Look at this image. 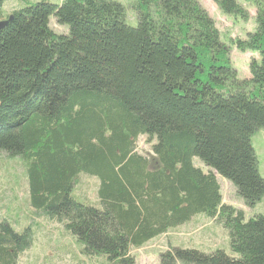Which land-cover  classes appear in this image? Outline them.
I'll list each match as a JSON object with an SVG mask.
<instances>
[{
    "label": "trees",
    "instance_id": "1",
    "mask_svg": "<svg viewBox=\"0 0 264 264\" xmlns=\"http://www.w3.org/2000/svg\"><path fill=\"white\" fill-rule=\"evenodd\" d=\"M213 1L248 16L238 0ZM244 2L257 29L228 43L199 0H134V26L115 0L0 12L12 16L0 28V154L25 169L26 207L60 224L83 255L133 264V249L204 213L237 256L171 247L160 264H264V215L246 220L222 202L217 178L248 207L264 196L251 143L264 128V0ZM232 46L256 54L249 76H238ZM140 136L151 144L144 154ZM80 173L97 179L95 201L74 193ZM17 223L0 219V264H17L32 244L31 226Z\"/></svg>",
    "mask_w": 264,
    "mask_h": 264
},
{
    "label": "rangeland",
    "instance_id": "2",
    "mask_svg": "<svg viewBox=\"0 0 264 264\" xmlns=\"http://www.w3.org/2000/svg\"><path fill=\"white\" fill-rule=\"evenodd\" d=\"M37 1L39 0H1L0 12L9 14L13 8L20 9ZM48 1L58 4L62 0ZM115 1L124 6L127 23L132 26L136 25L137 16L133 9L134 0ZM199 2L210 17L214 19L224 42L228 43L237 38L244 39L249 33L257 29L255 11L244 0H238V2L247 9L248 16L245 19L240 15L223 14L217 9L213 0H199ZM50 27L57 33L67 32V26L58 25L55 19L51 17ZM229 57L240 78L249 76L248 60L251 57H256L255 53L241 52L232 46ZM251 143L257 157L258 171L264 178V128H258L254 131ZM150 146L151 144L147 142L145 136L139 137L137 142L139 153L149 152ZM192 162L203 171L207 170V167L197 157H194ZM89 177L85 173L79 174V183L74 193L86 195L90 200L95 201L96 182L94 179H97ZM217 178L220 184L222 202L243 210L246 220L258 214L264 215V196L255 205L248 207L243 199L238 196L235 187L230 182L221 176H217ZM26 196L27 179L20 159L18 157H6L4 153L0 154V219L3 217L15 219L18 222L15 227L18 232L24 230L27 225H30L34 231L30 248L19 256L17 264H104L102 257H88L80 253L81 245L60 224L49 221L42 214L34 212L35 210L31 207H26ZM33 212L36 214L31 215V217L29 214ZM171 247L193 248L205 253L223 250L231 256H237L230 250L227 231L206 214L199 213L179 228L150 240L138 249H133L131 253L133 264H160L161 254ZM175 264L181 263L176 262Z\"/></svg>",
    "mask_w": 264,
    "mask_h": 264
},
{
    "label": "water",
    "instance_id": "3",
    "mask_svg": "<svg viewBox=\"0 0 264 264\" xmlns=\"http://www.w3.org/2000/svg\"><path fill=\"white\" fill-rule=\"evenodd\" d=\"M12 18L11 15H9V17L6 20H2L0 21V28H2L3 26H5L7 24V22Z\"/></svg>",
    "mask_w": 264,
    "mask_h": 264
}]
</instances>
